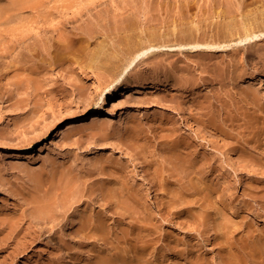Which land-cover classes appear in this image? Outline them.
I'll return each mask as SVG.
<instances>
[{
  "label": "rangeland",
  "instance_id": "rangeland-1",
  "mask_svg": "<svg viewBox=\"0 0 264 264\" xmlns=\"http://www.w3.org/2000/svg\"><path fill=\"white\" fill-rule=\"evenodd\" d=\"M71 1L64 6L60 5L64 4L62 0L48 1L47 10L54 13L51 21L58 28L40 19L34 25L25 22L16 26L18 17H14L3 28L5 38L58 40L60 36L73 35L81 25H89L86 19L89 15L83 12V23L63 27L61 16L83 2ZM93 1L83 5L99 16L97 40L106 44L124 36L120 29L115 31L119 25L115 16L131 9L147 32L156 26L162 32H169L172 27L185 29L195 22L207 31L210 40L219 22L225 25L242 21L244 13L255 12L250 8L256 4L257 10L264 11L263 0H257L256 4L247 0L244 6L243 0ZM225 40L222 43L238 39ZM188 54H163L147 60L148 65L138 66L128 76H141L151 86L158 79L162 83L166 75L178 78L182 74L180 68H185L184 75L191 78L188 86L169 81L167 87L158 86L161 89L118 96L114 103L108 100L110 93L105 90L97 98L89 96L94 86L88 80L89 74L100 75L104 85L108 78L100 71L85 69V62L76 50L36 66L35 75L42 84L38 91L12 87L9 83L14 72L0 79V264H97L103 254H108V258L121 255L120 259L130 261H126L128 264H139L135 260L141 254L138 248L148 238L153 241L142 259L148 264H197L204 257L207 264H229L232 258L240 257L243 261V237L247 231L243 229V220L246 225L253 222L251 213L264 219V39L235 46L213 59L205 53L194 58ZM155 62L161 68H155ZM250 89L258 98L253 97ZM195 100H203L204 110L194 106ZM109 110L112 111L108 113ZM205 116L215 118L219 130L205 126L201 122ZM169 118L173 124L167 122ZM129 123L137 124L140 130L136 138L128 131ZM100 124L106 128H99ZM59 127L65 133L56 137ZM172 127L176 133L169 134L166 129ZM174 142L181 143L184 160L190 157L194 165L170 158L169 145ZM54 159L85 172L83 201L72 206L59 226L57 222L41 220L36 230L28 221L11 234V227L3 228V221H15L32 210L25 198L32 184L26 166L35 171H51ZM112 168L115 175L110 172ZM111 184L114 187L129 184L140 194L141 203L132 201L127 207L120 202L119 208L116 202L103 199L100 188ZM205 185L211 189L205 190ZM173 188L186 193L183 205L171 204L169 192ZM223 207L229 208L227 224L236 227L228 235L214 230V221L220 220ZM190 209L199 216L204 214L203 221L192 218ZM81 212L93 215L91 222L96 227L98 216L102 217L101 229L96 232L91 226L88 234L79 233ZM234 212L239 217L236 213L232 215ZM144 229L145 238H141ZM136 249L140 254H136ZM116 258L106 262H117Z\"/></svg>",
  "mask_w": 264,
  "mask_h": 264
},
{
  "label": "bare ground",
  "instance_id": "bare-ground-1",
  "mask_svg": "<svg viewBox=\"0 0 264 264\" xmlns=\"http://www.w3.org/2000/svg\"><path fill=\"white\" fill-rule=\"evenodd\" d=\"M48 1L49 0H8L7 3H4L0 0V79L2 77H5L8 73L14 72L13 80H11L12 82L9 84H11L12 87L14 86L16 90H21V89L22 90L23 89H26V90L27 89L28 90L34 89L35 91L40 90L42 87V84L39 81L38 76L35 75L36 66L43 65L45 63V60H47L49 58H52L54 56L64 57L66 53H68L72 50H74V51L76 50L79 52V54L81 56V60H83L85 62L84 63L85 69H88L89 71H96V72L100 71L103 73L104 77L108 78V83L106 85H104L103 78L100 75H98L96 73L89 74L88 80L94 82L92 92L90 93L89 96L91 98L92 97L97 98L105 90L106 93H110L108 100L111 101L112 103H114L113 102L114 99L118 96H121V95L127 96V95L136 94V93H141L142 90L149 89V88L150 89H156V88L161 89V87H158V86L167 87V85L169 84V81H174V82L180 81L181 85L186 84V86H188L190 84L191 78H189V76L186 77V73H185V75L183 73V71H186V69L180 68V67L179 68H180V71L182 72V74H180V75L176 74L177 77L179 76L178 78L172 77L171 74L168 76L166 75V78L164 77L165 79L163 80L164 82L162 81V83H161V80L158 81L159 80L158 79L157 80L158 82L156 81L157 83L155 82L156 84L155 83L151 84V86H149L148 85L149 82L147 83V81L143 80V78H141V76L135 75L132 78L128 77L131 74V72L134 69H136L138 66L141 67V65H142V67H144L147 60L157 59L158 57H160L163 54H167V55H170L172 53L174 54V52H178L180 54L186 52V53H189L188 55H191L192 58H194L193 57L194 55L205 53L208 56H211L210 59H213L212 57H218V55L228 52L229 50H231L235 46H238V45L244 46L246 44L248 45V44L254 43L256 41H261V40L263 41V39H264V11L263 10H257V6H258L256 4L257 0H250L251 4H254V3L256 4V5H254V7L250 8V9H252V11L255 10V12H252L250 14L244 13L242 21L230 22V23H227L225 25L224 24L222 25L221 22H219L220 25L217 26V28H215V35L212 34V36H214V37H211V40H210V38L208 39V37H210V36H207V34H206L207 31L205 32L204 29L202 30L201 25L195 24V22H191L190 26L185 28V29L180 28L182 30L178 29L177 27H172L173 29L171 28L172 30H170L169 32H165V31L162 32L163 30H161V28H157V26L154 27V25H153L154 28L150 29V31L147 32L148 30L145 31L144 30L145 28L143 29V27H141V25H140L141 22L138 21V19L134 15V10L131 9V11L127 10V11H124V14H120L118 16L117 15L115 16V18L117 17L118 22H119V25L117 26V28H115L116 29L115 31L116 32L117 31L120 32V30L123 31L122 33H125L124 36H122L123 34H121L122 37L113 39L111 44H106L105 42L97 40L98 39L97 36L99 34V31L97 29V23H98V21H100L99 16L93 14V10L89 9L88 8L89 6L86 7L83 5L84 3L89 4L93 0H85V1L82 0L83 2H78L80 4L77 3V5L75 4V7L70 8V10H68V12H67V15L61 16L62 21L60 23L63 24V27H66L70 23H79L80 21H82L81 23H83L82 18H83V15H85L83 12L88 13L87 15H89V16H87L86 19L88 21L87 24H89V25H87V27H85L84 25L82 26L80 23L81 26L79 28V31L75 30L73 32V35H71V36L70 35L60 36V37H58V40H54V39H33V37H30V39H25L26 38L25 36L21 37V38H18L15 36L9 37L7 39L5 38L3 28L6 24H9L14 17H18V21L15 24L16 26L23 24L25 22L33 23V25H34V23L40 19V21H42L46 25L49 26L51 24L54 29H55V27L58 28V25L52 23L53 21H51V17L53 16L54 13L52 11L47 10L48 9L47 8ZM246 1L247 0H243V6H244V3ZM62 2H64V4H60L61 6H64L67 3L66 0H64V1L62 0ZM71 2H73V1L70 0L67 3V5ZM262 3L264 4V2H262ZM92 5H93V3H92ZM123 5H125V4H123ZM188 5L187 6L184 5V6L188 7ZM259 5H261V4H259ZM130 6H131V4H130ZM49 7H51V6H49ZM80 7H82V8H80ZM94 7H95V5H94ZM134 8H136V7H134ZM49 9H51V8H49ZM243 9H244V7H243ZM205 10H206V8H205ZM244 10H243V12H244ZM211 11H212V9H211ZM217 11H219V10H217ZM214 12L215 11H213V14H214ZM102 15H105V14L102 13ZM182 15H183V13L181 14V16ZM218 15H220L219 12H218ZM168 16H170V15L168 14ZM104 17H106V15ZM161 21H162V19H161ZM173 21H175V19ZM157 22L159 23V21H157ZM171 23H172V21H171ZM173 23H175V22H173ZM179 23L183 24L184 22L182 21ZM153 24H155V22ZM161 24H162V22L159 25H161ZM163 26H164V24H163ZM148 27L151 28V26H148ZM39 28H37V29H39ZM212 28H213V26H212ZM10 29H12V28H10ZM210 29H211V25H210ZM45 30H48V29H45ZM45 30H44V33L47 34V32H45ZM30 32H29V34H30ZM223 39L224 40L225 39H229V40L230 39H238V40H236V41L231 40L232 42L222 43ZM6 58H9V61H6L7 60ZM155 61H157V60H155ZM146 65H148V64H146ZM154 65H155V68H161V67H159L161 65L156 63V62ZM174 65H176V64H174ZM175 67H173V68H175ZM181 67H183V66H181ZM179 68H177V70ZM177 70L175 69L176 72H177ZM175 71H173V72L175 73ZM180 71H178V72H180ZM189 75H190V73H189ZM174 76H175V74H174ZM105 88H107V89H105ZM245 90H248V89H245ZM251 90L252 89H250L249 92H251V94H253V97L258 98L256 93L253 90L252 91ZM246 93H248V92L246 91ZM95 98H94V100H96ZM101 100H102V102L105 103V98L101 97ZM202 101L197 100L193 104H194V106L200 108L201 110L202 109L204 110L205 105ZM111 111L112 110H109L108 113ZM167 122L169 124H173V122H172V120H170V118L167 119ZM201 122L205 126H210V127H213L214 129L217 128V124H216L217 121L212 116H209V118H206V116H205V118H203L201 120ZM169 124H167L168 127H169ZM170 127H171V125H170ZM221 127H222V124H221ZM99 128L104 129V128H106V125L100 124ZM128 129H129L128 131L130 132V134L133 135L135 138L138 136L140 130L138 129L137 124H133V123L130 124L129 123ZM217 129L219 130V128H217ZM166 130H168L169 134L176 133V131H175L176 129L173 127L170 129H166ZM46 131H47V129H46ZM64 133L65 132H64L63 128L59 127L57 134L55 136L59 137V136L63 135ZM166 143H168V142H166ZM186 145L189 146V143H187ZM169 146H170L169 147V153H170L171 159H173L177 162H181L182 160H184L186 158V157L183 158V155H182L183 153L181 154V149H182L181 143H175L174 142ZM243 149H244V147H243ZM167 152H168V149H167ZM191 158H193V155L191 156ZM194 161H195V159H194ZM53 162H54V166H53L51 171L49 169H48L49 171L47 169L35 171V170L29 168L28 166H26L27 169H25V172L27 173V176L29 177L30 184L31 183L32 184H31V189L29 188L30 190L27 193L25 198L29 204L28 206L29 207L31 206L32 210H31L29 215H22L15 221H12L13 219L9 220V221H5V222L3 221L2 225L3 226L5 225L3 228H6V227L8 228L10 226L11 227V234L12 233L14 234L17 231V229L21 228V226L28 221H29V226L31 225L33 227V225H34V227H36V230L39 229L38 225H40L41 220H46L49 222L51 221L53 223L57 222L56 226L57 225L59 226V223H61L64 220V217L66 219V216H67L66 214L68 211L71 210L72 206L81 200L83 201V197L85 195L83 192H85V191H82V187L84 186L83 185L84 182L87 180V177H86L87 175L85 174V172L75 171L73 166L65 165L64 163L58 162L57 159H54ZM185 163L186 164H193V159H190V157H189L187 159V161H185ZM190 167H191V165H190ZM110 172L113 175H115L114 172H116V170L114 168H112V170ZM100 189H101V193L104 197L103 199H107L110 202H112V201L116 202V206H118V204L120 202L124 203L123 205H127V207H128V205L131 206L132 201L141 203L142 198H141L140 194L138 193L137 190H134L129 184L120 185L118 187H114V185L105 187V185H104ZM210 189L211 188L208 185L207 186L205 185V190H210ZM170 191H172V192H169L171 194L172 198L171 199L168 198V199L169 200L173 199L171 204L174 205V204L179 203L180 205H183L181 202L186 201V197L184 196L186 193L184 194L183 193L184 191L181 192L179 188H173ZM120 199H123V200H120ZM187 202L191 203L192 201L190 202L187 199ZM193 204H194V202H193ZM84 207H85V205H84ZM118 207L121 208L120 206H118ZM199 208H201V207L199 206ZM199 208L196 210H201ZM225 208L226 207L222 208V209H224V211H223V214H221L222 216H221L220 220L216 221L214 219L215 220L214 221V223H215L214 230L215 229L218 230V232L221 235L223 233H226V235H228L231 232L232 228L236 229V227L234 225L231 226L233 223L230 226L227 224V218L229 217L227 214L228 213L227 209H229V208H227V209H225ZM118 210H120V209H118ZM120 211L123 212L124 210L123 211L120 210ZM232 212H230L229 214H231ZM189 213H190L189 215L192 216V218H195V219L199 218V220L201 222L204 219V216H203L204 214L203 215L201 214L199 216L196 212L195 213L193 212V209H190ZM206 213H205V215H207ZM235 213L236 212H234L232 215H234ZM77 214H80V212ZM81 214H82V212H81ZM85 214L83 213L78 218V223H77L78 229H77V231L79 233H82V235H84L85 233H87L88 230L91 229L90 227L93 226L94 227L93 230L98 232L99 229H101L103 222H104L102 220V217L98 216V218L96 220L98 226L96 227L94 225V222H91V218L93 215L87 216V214L86 215ZM252 215H253L252 219H253L254 223L251 221V223L246 225L245 224L246 220L245 219L243 220V222H244L243 229L245 228L244 229L245 231L247 229L246 233L245 234L243 233L245 235V236L243 235L244 236L243 237V252H242L243 253V261H242L241 257L235 258V259L232 258L233 260L232 259H231V261L228 260L229 264H262V263H264V230L263 229H262V231L260 230V228H262V226H264L263 225L264 219L262 217H259L256 214L251 213V216ZM76 217H78V216H76ZM238 217H239V215H238ZM216 218H217V216H216ZM35 220H36V222H35ZM235 221H236V219H235ZM247 221H248V217H247ZM259 223H263V224H259ZM259 225H261V226H259ZM153 229H154V227H153ZM239 229H237V230H239ZM36 230H35V232H36ZM41 230H42V228H41ZM51 230H49V231H51ZM153 232H154V230H153ZM218 232H216V233H218ZM145 233H146V229H144L140 232L141 238H145V237H142L143 235H145ZM217 235H219V234H217ZM221 238H224V237H221ZM150 241H153V239L148 238L145 240V242H141V246L138 248V249H140L141 254L138 253V251H137L138 249H136V254L138 253L140 255H138L136 257L137 259H135V260L139 261V264H141V261L143 262L142 259L145 258L143 256V253L145 252L146 249L148 250V247H150ZM220 241H223V240H220ZM159 251H161V250H159ZM162 253H164V251ZM236 253H238V252L236 251ZM236 253H234V255ZM112 254H114V253H112ZM118 254H120V253H118ZM149 254H151V253H149ZM149 254H148V256L154 255V254H151V255H149ZM107 255L103 254L101 257L98 255L100 257L98 259H100V260L97 262V264H105L104 261L106 262V259L111 260L112 258L115 259L116 257L119 258L121 256V255L118 256L115 254V255H111V257L108 258ZM162 255H164V254H162ZM238 255H240V254H238ZM125 256H126V254H125ZM118 258H116V260ZM204 259H205V257H204ZM204 259L202 260V258H201V260L198 261L197 264H205L206 262L204 263V261H205ZM126 261L128 263L130 262V261H128V259ZM126 261H123L122 259L119 258L117 260V262L111 261L109 263L106 262V264H128ZM150 261L152 262L153 260L150 259ZM145 262L146 261H144L143 263H145ZM134 263H136V262H134ZM145 264H148V263H145Z\"/></svg>",
  "mask_w": 264,
  "mask_h": 264
}]
</instances>
